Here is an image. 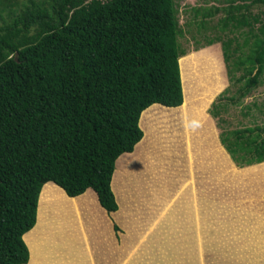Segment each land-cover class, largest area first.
<instances>
[{"label":"trees","instance_id":"obj_1","mask_svg":"<svg viewBox=\"0 0 264 264\" xmlns=\"http://www.w3.org/2000/svg\"><path fill=\"white\" fill-rule=\"evenodd\" d=\"M227 12L224 28L249 26L253 37L232 64L231 41L215 38L243 96L264 64V23L254 30L258 17ZM180 33L173 0H0V264L27 263L22 235L47 182L68 196L92 188L106 212L116 210L114 161L141 139L140 113L182 103ZM219 139L237 167L264 161V125L220 129Z\"/></svg>","mask_w":264,"mask_h":264},{"label":"crops","instance_id":"obj_2","mask_svg":"<svg viewBox=\"0 0 264 264\" xmlns=\"http://www.w3.org/2000/svg\"><path fill=\"white\" fill-rule=\"evenodd\" d=\"M184 86L182 77L183 90ZM188 98L186 91V100ZM181 106L182 103L173 108L152 104L140 113L138 122L143 120L147 126H152L150 148L169 157L171 151L166 139L171 138L168 136L170 132L180 140L179 147L183 145V156L175 154L172 161L165 159L157 167V153L150 154V149L144 148L140 157L136 152L142 139L133 145L131 151L118 155L110 178L116 210L106 212L92 188L68 196L51 182L42 185L41 196L45 191L50 203L60 198L63 204L56 212V223L50 224L51 214L37 216L38 197L33 228L22 235L28 251L26 264L203 263L205 235L215 229L213 224L205 222L211 212L208 205L222 204L223 188L234 186L236 190L234 173H231L236 167L232 162H224L226 154L220 155L224 152L215 141L213 145L212 140L208 152H214L213 157L218 156V160L221 156L222 162L213 163V158L205 164L203 142L216 136L217 131L203 112L199 116L195 115L197 110H188L184 114ZM202 123L210 126L212 131ZM173 147L174 150L177 148L175 141ZM117 160L122 162L118 174L123 177L115 188L113 173ZM205 166L210 167L207 171L212 172V178L203 174ZM221 167L226 172L224 177H214V172L221 171Z\"/></svg>","mask_w":264,"mask_h":264},{"label":"rangeland","instance_id":"obj_3","mask_svg":"<svg viewBox=\"0 0 264 264\" xmlns=\"http://www.w3.org/2000/svg\"><path fill=\"white\" fill-rule=\"evenodd\" d=\"M231 1L232 0H173L178 28L181 30L180 35L177 37V42L179 49L184 52L183 56L179 59L180 85L182 77L185 83L184 90L181 86L182 98L185 96L181 106L182 112L186 114L188 110H190V112L192 110L196 112L197 110L195 115L198 116L203 112L210 120L213 125L212 127L217 131L216 136L213 135V138L205 139L203 142L205 149L202 154L205 164L209 163L208 161H211L213 158V163L219 162L222 159L220 156V160H218V156L213 157L215 155L214 152H208L211 151L208 149L210 140L213 141V145L215 141L216 146H220L224 152H220V155L226 154L227 159H225L224 162H232L220 143V129L233 130L243 126L252 127L254 125H264V64L257 76V82L254 87L245 95L240 96L241 90L239 85L242 84V81L233 84L228 80L226 68L222 59L221 44L215 41V38L219 36L221 41H231L228 49L229 64L236 61L238 53H246L248 51V46L253 37L248 31L249 26L242 25L237 28L229 22V25L224 28V21L228 17L227 9L229 8L235 16L242 14L247 16L249 21L252 22L253 16L258 17L259 20L253 22L255 30V27L264 23V4L258 2L251 4L249 0H245L242 4L241 0H235L234 4L242 5L239 8H235L234 5L231 4ZM214 9H218L219 11L212 17L202 19V12H207L208 10L214 12L216 11ZM195 10L201 12L198 14ZM201 21L204 22V27L199 26V22ZM237 31H241L244 34ZM245 38H249V40L243 45L242 41H244ZM208 41L213 43L208 45ZM190 65L191 67H189ZM186 66L189 76L187 78V74L184 75ZM242 72V67L233 68V75L235 78ZM254 72L255 68L252 69L250 75H253ZM186 91H188V100H186ZM213 106H217L216 111L218 112V116L215 118L211 117L208 113ZM218 118H222L223 121L219 122ZM202 124L205 128H211L205 123ZM138 127L143 136L141 138L143 141L139 143L136 149V152L140 153V157H142L144 148L150 149V154L157 153L155 161L157 167H159L165 159L169 158L172 161L175 158V154L177 157L183 156V145L179 147L180 140L174 138L175 136L170 134V132H168V136L170 135L171 138L166 139L171 151L168 157L164 155L163 152L150 148V132L152 126H147L146 122L142 120L138 122ZM169 129L170 131L172 130L171 128ZM210 130L212 131V129ZM152 133L153 131L151 134ZM174 141L177 145L175 150L173 147ZM215 151L218 153V150ZM121 164V160H117V167H115L116 169L113 173L114 187L118 180H122L123 177V175L118 174ZM232 164V166L236 167V171L231 170V173H234L233 178L236 181L237 188L236 190L234 186H230L228 189L226 188V190L223 188L221 196L222 204L213 203L208 205L211 212L210 217L207 218L205 222L206 224H213L215 229H211V233L205 235L202 264H264V161L241 167H237L233 162ZM209 168L208 166L204 167L205 171L203 174L206 178H212V172L207 171ZM144 169H141V171ZM225 173L226 172L223 171L221 167V171L214 172L213 175L217 178H223ZM229 185L231 184H228V186ZM47 196L45 191L42 193V196L41 193L38 196L39 205L37 216H49L51 214L52 217L49 223H56L55 219H58V217H56V212H59L58 208L63 203L60 198H55L56 201L50 203L46 198ZM48 207L50 210H48ZM214 214H218L219 217H215ZM36 223L38 225V222ZM41 236H43L42 232ZM58 245L61 246L62 244L58 241ZM43 250L47 251L45 248H43ZM174 256L175 255H173V257ZM159 258L160 256H158V263H160Z\"/></svg>","mask_w":264,"mask_h":264},{"label":"clouds","instance_id":"obj_4","mask_svg":"<svg viewBox=\"0 0 264 264\" xmlns=\"http://www.w3.org/2000/svg\"><path fill=\"white\" fill-rule=\"evenodd\" d=\"M256 164V163H255Z\"/></svg>","mask_w":264,"mask_h":264}]
</instances>
